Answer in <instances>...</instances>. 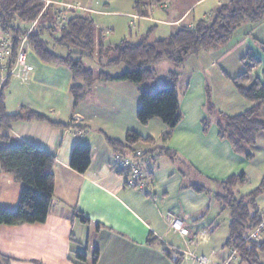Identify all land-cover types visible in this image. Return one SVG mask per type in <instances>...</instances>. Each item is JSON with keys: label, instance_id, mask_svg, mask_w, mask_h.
<instances>
[{"label": "crops", "instance_id": "crops-1", "mask_svg": "<svg viewBox=\"0 0 264 264\" xmlns=\"http://www.w3.org/2000/svg\"><path fill=\"white\" fill-rule=\"evenodd\" d=\"M40 1L45 5L55 4V0ZM129 1L133 4V0ZM227 1L169 0L153 8L148 18L135 16L132 7L123 13L90 10L89 16L83 15L90 19L91 14L123 17L129 29L122 40L129 42L136 26L141 28L139 35L134 36L137 41L148 29L155 28L150 38L154 42L182 26L193 27L199 21L209 20ZM94 25L100 41L111 46L102 37L101 25ZM0 37L9 36L0 31ZM259 45L264 46V18L241 25L225 47L188 56L181 67L175 68L167 61L159 63L178 76L182 115L171 137L165 140L162 134L166 127L157 119L144 126L137 119L128 124L120 119L127 104V95L124 97L119 92L127 85L124 82L105 83L94 79L73 110L69 69L57 63H43L35 54L30 59L28 47L26 64L31 69L24 81L19 78V82L9 81L4 91L5 113L15 116L31 111L65 127L22 120L10 123L7 130L0 132L6 138L0 146L26 143L52 155L55 181L49 214L43 224L0 227V264H172L163 256L160 246L181 254L189 250L196 256L206 257L211 264L221 263L227 257V250L223 249V243L215 242L222 210L212 197L218 193L215 183L243 173L245 179L237 191L247 181L252 180L256 187L264 179V133H259L256 144L249 148L253 155L251 162L235 154L228 142L218 139L215 117L214 121L209 119L210 127L204 134L201 121L206 116V89L210 91L216 112L236 116L248 110L252 104L237 94L232 80L244 72L240 60L250 51L260 63L252 70L251 78L262 81L264 55ZM99 70L97 66L93 72L97 74ZM76 84L83 85V82L77 80ZM104 106L109 108L105 110L107 114L113 113L111 119L101 113ZM127 131L152 140L136 148H165L178 156L175 160L161 156L150 166L148 191L125 187L123 174L111 168L115 153L106 138L124 142ZM79 144L90 148L89 166L83 174L69 167L71 151ZM193 186L204 187V192H196ZM20 189L12 175L0 174V210L17 209ZM257 207L264 209V206ZM76 214L88 223H81ZM172 216L184 222L193 241L191 245L186 246V239L169 227ZM149 237L157 244L149 245ZM79 253L85 255L84 260L75 257ZM182 264L194 263L182 257Z\"/></svg>", "mask_w": 264, "mask_h": 264}, {"label": "trees", "instance_id": "trees-1", "mask_svg": "<svg viewBox=\"0 0 264 264\" xmlns=\"http://www.w3.org/2000/svg\"><path fill=\"white\" fill-rule=\"evenodd\" d=\"M169 0H133L132 10L135 16L148 18L153 8L168 3ZM52 24L43 26L46 17ZM87 16V15H86ZM84 15L70 14L59 29L54 26L59 16L52 6L45 5L40 0H0V31L9 36V56L6 70L10 71L23 38L28 47L43 63H57L69 69L72 75V85L69 93L73 101V110L82 101L87 89L91 88L94 79L105 83L124 82L141 85L155 78L153 66L167 61L175 68L181 67L188 56L199 52L216 50L225 47L232 39L235 31L245 23H257L264 18V0H228L220 5L209 20L197 22L193 27L182 26L164 39L150 42L155 28L148 29L138 38L136 43L122 40L116 45L106 46L102 41L95 44V25ZM20 23L23 26H19ZM54 33L58 31L56 45L71 49L65 56L54 55L40 38L43 31ZM80 50V52H76ZM264 55V46L259 45ZM96 59L100 70L97 74L86 68L84 59ZM244 72L232 80L237 94L249 101L252 106L241 114L228 116L214 111L206 89L204 104L205 118L201 121L203 133L210 127L209 115L216 118L217 137L228 142L232 151L251 162L253 155L249 152L256 144L259 133H264V72L262 81L252 80V70L259 62L248 51L240 60ZM125 66V71L117 76H111L104 70L112 67ZM170 85L150 94L139 92V107L136 119L140 125H147L152 119L159 120L166 131L162 139L171 137L173 129L180 122L182 115L179 110L178 76L175 72L168 75ZM11 77H7L0 86V132L8 129V125L17 121L47 122L52 126L65 127L53 123L46 117L31 111H23L15 116H8L4 107V91ZM81 80L83 85H77ZM6 138L0 135L3 144ZM108 146L115 154H127L139 144H150V138H142L138 134L127 131L124 142L106 138ZM90 148L85 145L73 147L69 167L72 171L83 174L89 166ZM128 153V154H129ZM149 154L166 156L171 160L178 159L175 152L165 148L150 149ZM54 158L52 155L26 143L16 147L0 146V174L6 173L14 177L20 184V195L15 211L0 210V227L21 224H43L49 214L54 192L53 175ZM243 173L233 175L224 182H216L218 193L212 195L222 210L229 213L228 237L223 249L234 250L237 254L234 264H264L260 254L264 253V238L261 241L247 240L249 234L256 229L264 219V209L259 210L256 199L264 193V179L249 193L240 196L236 189L243 183ZM196 192H204V187L193 186ZM81 223L88 220L76 214ZM149 245L157 244L150 237ZM159 245V244H158ZM161 252L172 264H182V254L163 246ZM95 257L97 252L94 253ZM78 260H84L83 253L76 254ZM227 257L224 259L226 260ZM223 260V261H224ZM222 261V262H223ZM221 262V263H222Z\"/></svg>", "mask_w": 264, "mask_h": 264}, {"label": "rangeland", "instance_id": "rangeland-1", "mask_svg": "<svg viewBox=\"0 0 264 264\" xmlns=\"http://www.w3.org/2000/svg\"><path fill=\"white\" fill-rule=\"evenodd\" d=\"M63 2H59V0H55V4L50 5L52 6V9L58 13V20L57 22H55L54 26L57 27L59 29V27L62 26V24L64 23L65 19L67 18V16H69L70 14L74 13V14H78V15H83L86 14L89 16V12L91 11H101V12H120L123 13L124 11H131V1L129 0H61ZM58 3V4H57ZM61 3V4H60ZM70 3H74V9L73 8H67L66 5L64 4H70ZM47 6V5H46ZM81 9V10H78ZM88 9V10H87ZM91 10V11H90ZM122 16V14H120ZM64 16V20H62ZM106 16V17H105ZM91 19L93 20V22L95 24H100L101 26V33H102V37L107 43L111 44V45H116L117 43H119L120 41H122V39H124V37H127V30L129 29L128 26L126 25L127 22H124V18L123 17H118V15L114 16V15H103L102 17H98L96 15H92L91 14ZM140 23V22H139ZM19 26H23L20 23H17ZM52 24V21H50L49 16L46 17V21L44 22L43 26H50ZM141 28H139V26H136L135 29H132V40L131 43H136L137 40H135L134 36L135 35H139ZM95 36L94 38H96L95 40V44H97L100 41L99 38V33H97V29H95ZM113 30V33H112ZM9 38V37H8ZM7 38V39H8ZM40 38L46 43L48 49L57 56H65L68 54V52H73V50H67L66 48L63 47H59L58 45H56L55 40H57L59 38L58 36V31L54 32V33H49L48 31H43ZM99 38V39H98ZM1 40V37H0ZM26 44V45H25ZM25 49L28 48L26 47L28 44L25 43ZM110 46V45H109ZM76 52H80V50H76ZM27 54L29 55L30 59L34 56V53L32 51V49L28 48V52ZM34 58V57H33ZM29 61V60H28ZM4 65L5 63L2 62ZM1 63V64H2ZM84 65L86 68H90L94 71L97 70V60L94 59H87L85 58L83 61ZM163 64L161 66V64H157L154 65V69H155V78L147 83L141 84V85H134L131 83H127V85H123L124 89L123 90H119L120 94L122 96H126L127 95V104L126 105V110L123 108V112L121 114V120L126 122L128 124V122H130L131 120H135V113L138 107H139V92L140 91H145L147 93L153 94L155 93L158 89L167 87L168 85H170V80L168 78L169 75V71L168 68H164ZM125 66H120V67H112V68H108L105 69L104 71L110 75H119L121 73H123L125 71ZM14 77L13 81L15 82H19V79ZM209 95H210V91H209ZM124 105V103H122V106ZM213 105V104H212ZM214 111L216 110L215 107ZM109 108H107L106 106L101 108V113L104 114L103 116L111 119V117H113L114 115L112 114H107L105 110H107ZM132 110V111H130ZM205 111V110H204ZM115 117H117L115 115ZM119 118V117H118ZM209 119L213 120V115H209L208 116ZM138 124V123H136ZM146 150V149H143ZM250 152V151H249ZM254 182L252 180L247 181L241 188H239V190H237V194L240 196L241 195H245L247 194L246 192H250L254 189ZM240 193V194H239ZM256 203L257 205H259V207L264 206V195L259 196L256 199ZM228 221H229V213L227 210H221V212L219 213L218 216V220H217V232H216V238H215V242L216 244H221L226 241L227 237H228ZM263 223V222H262ZM260 260L264 263V253L260 254Z\"/></svg>", "mask_w": 264, "mask_h": 264}, {"label": "built area", "instance_id": "built-area-1", "mask_svg": "<svg viewBox=\"0 0 264 264\" xmlns=\"http://www.w3.org/2000/svg\"><path fill=\"white\" fill-rule=\"evenodd\" d=\"M67 8H73L74 5H66ZM81 10V9H78ZM82 11V10H81ZM64 20V16L62 18ZM9 39L2 38L0 40V86L7 77H16L21 81H24L30 71V67L26 64V49L24 44L26 38H23L14 61V64L10 71L6 70L5 59L9 56ZM26 45V44H25ZM28 47V45L26 46ZM8 60V58H7ZM4 62L5 65L2 63ZM2 63V64H1ZM148 150L136 148L132 150L130 155L128 154H115L111 163V168L114 171L120 172L125 178V187L133 190L148 191L151 187V178L147 173L150 166L159 158L158 154H149ZM264 215V212H263ZM169 227L177 232L182 238L186 239V246L193 243L189 238V232L184 222L176 217H170ZM189 238V240H187ZM264 238V222L261 223L256 229H254L247 240L261 241ZM184 259L190 260L194 264H211L210 261L204 256H196L189 250L182 253ZM237 254L234 250L229 251V256L226 260L219 264H234Z\"/></svg>", "mask_w": 264, "mask_h": 264}]
</instances>
